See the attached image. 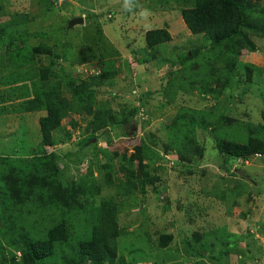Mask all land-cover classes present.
I'll return each instance as SVG.
<instances>
[{
    "label": "rangeland",
    "instance_id": "obj_1",
    "mask_svg": "<svg viewBox=\"0 0 264 264\" xmlns=\"http://www.w3.org/2000/svg\"><path fill=\"white\" fill-rule=\"evenodd\" d=\"M60 1L0 0V23L6 22L14 12L22 14L25 20L22 26L29 34L27 44L33 46L44 43L49 46L59 56L54 59L74 76H81H78L77 82H80L86 71L91 73L101 59H113L121 68L114 86H130L132 81L122 79L124 75L127 78L129 72L133 74V81L138 86L136 93L120 96L111 92L109 98L113 110L137 109L138 122L133 117L128 125L132 135L126 136L120 127L109 126L104 132H96H101L98 140L93 138L85 142L86 147L79 148L75 143L88 136L83 133L82 127L89 117L83 112L71 115L78 124L75 129L71 128L69 117L62 120L61 124L72 131L71 140L45 146V150L54 151L57 155V164L63 168V177L65 174L77 179L79 174H85L90 168L96 179L101 177L103 180L105 170L101 163L106 156L102 154V149L112 155L115 165L112 169L113 185L105 186L103 183L98 193L92 191V203L97 205L100 198L114 196L119 204L118 219L122 231L119 240L125 252L131 241L141 247L135 257L140 260L137 264H264V153L254 154L245 160L240 157L235 160L221 153L215 144L219 138L243 143L249 136L264 137V128L258 127L264 125V34L248 31L255 48L250 51L243 47L231 70L227 68L229 62L226 56L222 57L221 63L210 61L221 55L222 48L213 45L201 34L191 33L180 10L174 6L163 10L155 5L145 8L147 12L142 15L145 9H142L140 3L143 0H65L61 5ZM262 1L259 0L261 5ZM147 3L154 5L155 0H147ZM94 14L99 16L101 22L99 30L92 25L97 19L93 17ZM109 14L110 17L107 16ZM78 16L83 17V22L69 26L70 19ZM163 26L169 30L171 40L160 45L153 61L139 63L138 60L146 55L143 50L144 31ZM7 42L8 36L0 38V93L15 95L17 91H11L12 85H5L4 82L12 75L17 78L24 72V67H19L17 63H23L25 58L18 55L17 49L10 51ZM29 46H24L20 53H27L31 48ZM191 50H195V56L184 58ZM71 59H82V64L69 67ZM41 60L46 64L50 59L42 54ZM179 60L185 62L182 73H186V69L192 68L194 62H197L198 76L191 81L195 87L187 78L191 74L178 77L181 71L175 70L180 67ZM245 65L253 67L250 81L246 80ZM168 72L178 77L182 91L176 90V87L167 88L169 78L166 81L163 78ZM166 77H170L169 74ZM103 88H107V85ZM204 88L207 91H203ZM210 88L216 89L217 94L208 91ZM105 97L109 96L100 88L96 105ZM3 105L8 107L11 104L0 100V107ZM182 107H188L189 112L195 111L194 117L199 120L196 123L207 125L195 127L197 142L203 148V155H200L198 162L191 161L192 156L189 157L190 161H183L173 150L166 154L163 151L169 132L167 125L178 117ZM2 109L0 166L24 169L20 166V159L27 156L25 152H31L32 149L28 150L30 147L39 145L41 135L38 118L44 113L36 111L18 114L13 111L15 108L5 113ZM149 135H153V139L156 137L157 145L153 148L162 156L150 169L151 174L156 173L159 179L151 186L148 185L145 193L137 189L128 196L121 195L115 182L123 174L118 173L117 167L123 163L128 168H135L136 161L127 159L133 152V146L148 141ZM61 136L64 134L61 133ZM21 141L24 146L20 144ZM189 145L190 141L187 147ZM191 145L192 150L196 148L195 144ZM15 150L19 151L16 153ZM123 155L125 160L121 159ZM80 158L85 160L77 163ZM87 158L89 161H86ZM154 186L160 192L155 193ZM88 203L92 205L90 201ZM2 211L0 205V213ZM22 213L29 219L39 220L36 216L38 213H29L27 206ZM59 213L60 210L56 209V216ZM69 215L75 235L70 244H74L77 237L85 236L86 225L79 214ZM43 221L46 224L44 227L50 224L48 214H45ZM40 227L44 229L43 225ZM2 230L5 227L0 224V240L6 237ZM162 233L173 234V239L165 248L158 246V237ZM194 233L200 235L201 241L206 240L209 244L200 253L195 247L188 248L189 243L197 244L192 239ZM213 242L216 249L210 245ZM64 252L68 251L57 247V256L52 264H65L58 258ZM6 254L9 261H12L10 257L14 255L12 257L15 262L21 255L19 250L9 245L6 246Z\"/></svg>",
    "mask_w": 264,
    "mask_h": 264
},
{
    "label": "trees",
    "instance_id": "obj_2",
    "mask_svg": "<svg viewBox=\"0 0 264 264\" xmlns=\"http://www.w3.org/2000/svg\"><path fill=\"white\" fill-rule=\"evenodd\" d=\"M260 2L259 0H155V4L152 5L147 3V0H143L140 4L142 9L155 5L160 7L158 9L163 10L173 6L178 8L191 33L201 34L204 39L210 40L213 45L222 48L221 55L215 56L210 61L221 63L222 57L226 56L229 62L227 68L230 67L232 70V64L237 60L243 47L250 51L255 48L252 39L248 36V31L264 34V1H262V5ZM93 17L97 19L93 21L92 25L94 29L99 30L98 26L101 24L98 20L99 16L94 14ZM19 23L20 27H17ZM23 24L25 25V20L18 11L12 13L6 22L0 23V38L4 36L9 38V42L6 43L7 48L10 51L17 49L18 55L25 58L23 63H17L19 67H24V72L17 78L12 75L8 80H3L5 85H12L11 91L17 92L15 95L0 93V100L11 104L8 107L3 105L0 108H3L2 111L5 113H9L11 109L15 108L13 111L18 114L20 112L35 113L36 111L44 114L38 118L41 135L39 145L37 144L34 148L30 147L28 150L32 149L31 152H25L27 156L20 159V166L24 169L17 166H8L7 168L0 166V205L4 210L0 213V224L5 227L2 233L6 235L4 240H0L1 264H52L57 256L55 254L57 247L68 251L58 256L65 264H137L140 260H136L135 257L141 247L131 241L129 249L128 246L125 247L128 249L125 252L119 240L122 237L118 219L119 204L114 196L113 198H100L97 205L92 203L94 202L92 194L98 193L103 187V183L105 186L113 185L112 169L115 165L112 155L102 149V154L106 156L105 161L101 163V167L105 170L103 180L101 177L96 179L90 168L85 174H79L77 179H73L65 174L63 177L64 172L61 171L63 168L57 164V155L54 151L47 152L45 150V146L71 140L72 131L61 123L64 118L69 117L68 122L71 128L78 127L77 122L71 116L76 112H83L89 117L82 127L83 133L88 136L75 143L79 148L86 147L85 142L93 138L95 141L98 140V134L101 132L98 134L96 132H104L109 126L120 127L126 136L132 135L128 125L132 122L133 117H135L134 121L138 122L137 109L113 110L109 105V98L111 92L115 95L120 94V96L136 93L138 86L135 80L133 81V74L129 72L127 78L125 75L122 78L124 81L127 79L132 81L129 83L130 86L124 88L121 84L116 88L114 83L121 68L116 65L113 59H101L100 64L98 63L91 73L86 71L80 82H77L78 76H81L78 74L74 76L57 59H54L59 56L49 46L44 43L33 46L27 44L29 34L22 26ZM92 25L90 29H92ZM143 35L145 43L143 50L146 55L144 54L142 59L138 60L139 63L153 61L160 50V45L171 40V34L166 26L148 28ZM24 46L31 48L27 53L22 54L20 52ZM42 54H46L50 59L46 64H43L41 60ZM187 56L190 58L195 56V50H191L189 55H185L184 58ZM81 62L82 59H77V61L71 59L68 65L69 67L76 66ZM178 63L180 67L175 70L181 71L180 74H177L178 77L191 74L187 78L190 79V84L195 87L194 82L191 81L198 76L197 62H194L192 68L186 69V73H182L185 62L179 60ZM245 68L246 80L250 81L253 67L245 65ZM168 74L170 77H166ZM166 75L163 80L166 81L165 79L169 78L167 82H170L166 83L167 88L176 87V90L182 91L183 88L178 77H174L171 72ZM224 81H226V77H224ZM105 85L107 88L104 89ZM100 88L109 97H105V100L102 99L103 101L96 105L95 100ZM184 90L187 91V89ZM209 90L216 92L214 88ZM203 91L207 90L204 88ZM215 96L217 97V95ZM15 102L16 104H14ZM194 113L195 111L189 112L188 107H182V112L178 113V117L172 119L171 123L167 125L169 132L163 149L165 154L169 150H173L183 161L185 159L190 161V156H192L191 161L198 162L200 160L203 148L197 142L195 127H206L207 125H203L201 122L196 123L199 120L194 117ZM262 115L264 118V111ZM183 120H187V123L181 122ZM258 127L264 128V125L260 124ZM61 133L64 136H61ZM155 138L153 139V135H149L148 141H142L133 146V152L127 160H135V168H128L123 163L118 165L117 171L123 175L115 182V186L121 195L128 196L137 189L145 193L148 185L151 186L159 179L156 173L151 174L150 170L156 160L162 158L158 152L154 151L153 146L157 145ZM189 141L190 145L187 147ZM191 143L196 147L193 150ZM20 144L25 145L22 141ZM215 144L221 153L235 160L238 157L245 160L254 154L264 153V137L249 136L243 143L219 138ZM18 151L15 150L16 153ZM122 157L121 159L125 160V155ZM84 160L85 158L82 160L80 158L77 163ZM86 161H89L88 158ZM3 170L6 173L5 176H3ZM7 178L9 182H7ZM11 178L12 180H10ZM153 191L160 192L156 186L153 187ZM88 192L90 193L87 194ZM229 193L234 196L232 191ZM233 200L236 202V199ZM25 206L29 213L35 211V214H40L36 215L39 220H32L24 216L22 210ZM56 209L61 212L59 216L55 214ZM81 212H84L83 215L80 214ZM69 213L79 214L81 219L84 218L83 224L86 225L85 236L77 237L74 244H70L71 238L75 235ZM45 214H48L51 220L47 227H44L46 224L43 221ZM41 225L44 229L39 228ZM214 235L215 233H213ZM172 239V233H162L158 237V246L165 248ZM192 239L197 244L189 243L188 248L195 247L198 253L209 245L206 240L201 241L200 235L196 233L192 234ZM215 239L218 238L215 236ZM7 245L20 251L21 255L18 261L15 262L12 257L14 255L10 257L12 261L8 260ZM210 245L215 248L214 242Z\"/></svg>",
    "mask_w": 264,
    "mask_h": 264
},
{
    "label": "water",
    "instance_id": "obj_3",
    "mask_svg": "<svg viewBox=\"0 0 264 264\" xmlns=\"http://www.w3.org/2000/svg\"><path fill=\"white\" fill-rule=\"evenodd\" d=\"M83 22V17H74L72 19H70V21L68 22V25L71 26L73 24H78V23H82Z\"/></svg>",
    "mask_w": 264,
    "mask_h": 264
},
{
    "label": "clouds",
    "instance_id": "obj_4",
    "mask_svg": "<svg viewBox=\"0 0 264 264\" xmlns=\"http://www.w3.org/2000/svg\"><path fill=\"white\" fill-rule=\"evenodd\" d=\"M55 1H57V0H55ZM64 1H65V0H61V1L59 2V4L61 5ZM146 12H147V10L145 9L144 12L142 13V15L146 14ZM78 17H82V16H78ZM78 24H81V23H78Z\"/></svg>",
    "mask_w": 264,
    "mask_h": 264
}]
</instances>
